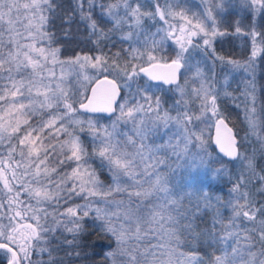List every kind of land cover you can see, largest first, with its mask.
<instances>
[{
    "label": "snow or ice",
    "instance_id": "6c2138e0",
    "mask_svg": "<svg viewBox=\"0 0 264 264\" xmlns=\"http://www.w3.org/2000/svg\"><path fill=\"white\" fill-rule=\"evenodd\" d=\"M0 264H264V0H0Z\"/></svg>",
    "mask_w": 264,
    "mask_h": 264
},
{
    "label": "trees",
    "instance_id": "16d2710c",
    "mask_svg": "<svg viewBox=\"0 0 264 264\" xmlns=\"http://www.w3.org/2000/svg\"><path fill=\"white\" fill-rule=\"evenodd\" d=\"M75 47V45L69 46V55L71 54V49ZM244 50V38H237V37H230L227 42L223 45V51L228 53H234L237 56ZM234 86V85H233ZM166 87V86H165ZM222 107L226 113L230 114V122L229 125L233 127L234 131H239L240 135H244L245 125L242 123L243 120V113L239 109H235L231 100H224L222 103ZM213 130L211 132V135ZM206 136L208 135V130L205 129ZM90 240H96L95 236L89 238ZM97 243V252H101L103 249V241H96ZM96 259H100V257H96Z\"/></svg>",
    "mask_w": 264,
    "mask_h": 264
},
{
    "label": "water",
    "instance_id": "95a60500",
    "mask_svg": "<svg viewBox=\"0 0 264 264\" xmlns=\"http://www.w3.org/2000/svg\"><path fill=\"white\" fill-rule=\"evenodd\" d=\"M229 127H231V126L229 125ZM212 135L215 136V130H214V129H213V133H212Z\"/></svg>",
    "mask_w": 264,
    "mask_h": 264
},
{
    "label": "rangeland",
    "instance_id": "374dc122",
    "mask_svg": "<svg viewBox=\"0 0 264 264\" xmlns=\"http://www.w3.org/2000/svg\"><path fill=\"white\" fill-rule=\"evenodd\" d=\"M241 38H243V37H241Z\"/></svg>",
    "mask_w": 264,
    "mask_h": 264
}]
</instances>
